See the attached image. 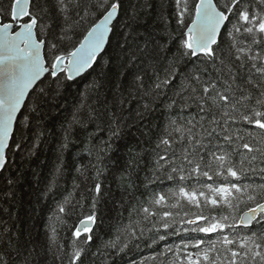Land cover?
I'll return each mask as SVG.
<instances>
[{
    "label": "snow or ice",
    "instance_id": "snow-or-ice-1",
    "mask_svg": "<svg viewBox=\"0 0 264 264\" xmlns=\"http://www.w3.org/2000/svg\"><path fill=\"white\" fill-rule=\"evenodd\" d=\"M124 5L125 0H0V170L7 165V151L22 147L17 136L27 138L47 89L94 71L111 43L110 34L124 35L116 32ZM147 6L131 5V19ZM173 10L181 31L170 58L161 55L170 50L167 42L151 51L147 41L141 47L126 38L118 46L125 52V79L131 76L128 87L135 90L129 95L142 101L139 119L158 103L170 112L195 110L188 119H170L153 149L149 183L165 179L176 187L167 195L153 193L134 208L135 218L130 213L129 223L104 247L121 253L146 234L157 244L180 232L202 233L181 239L174 248L166 246L164 264H264V182L244 183L255 175L264 181V0H173ZM160 19L167 32L169 21L163 15ZM84 24L88 26L79 32ZM77 34L82 38L72 43ZM141 57L152 63L138 71L128 68ZM126 103L121 92L103 113L89 109L84 118L74 113L62 147H68L76 126L87 129L93 123L104 131L98 121L106 119L108 139L99 146V160L101 152L111 150L112 140L131 127L122 115ZM121 179L130 181V174ZM188 181L198 187L190 188ZM94 192L89 214L72 232L69 264H83L82 245L94 243L99 182ZM242 203L254 206L238 214ZM185 204L198 211L177 220L180 211L170 209ZM7 240L10 246L11 237ZM0 264L9 262L0 257Z\"/></svg>",
    "mask_w": 264,
    "mask_h": 264
},
{
    "label": "trees",
    "instance_id": "trees-1",
    "mask_svg": "<svg viewBox=\"0 0 264 264\" xmlns=\"http://www.w3.org/2000/svg\"><path fill=\"white\" fill-rule=\"evenodd\" d=\"M145 4L148 6L132 20L131 5ZM124 8L116 29L117 33L124 35H111V43L99 57L94 71L90 70L76 81L65 82L59 88L55 84L48 88L47 94L40 98L39 112L32 114L34 119L27 138L21 141L17 136L22 147H12L8 151L7 165L0 173V236L4 237L0 241V248H3L0 257L9 264H25L26 261L27 264H69L72 232L89 214L97 182L101 184L97 205L98 227H95L94 243L82 245L86 249L83 264H164L166 246L174 248L181 239L204 236L202 233L180 232L152 244L146 234L145 239L130 242L121 253L104 247L119 229L129 223V214L134 208L148 201L153 193L167 195L176 187L165 179L149 183L153 179V149L170 119H188L189 113L195 114L194 109L184 113L178 110L170 112L164 103H158L142 120L136 116V111L142 110V101L139 98L133 100L129 95L130 92L135 95V90L128 87L131 76L125 79V52L118 45L124 46L126 38L128 44L141 47L147 41L151 51L167 42L170 50L161 52V55L170 58L176 52L181 29L173 14V0H125ZM95 15L98 13L93 19ZM161 15L169 21L167 32ZM87 26L84 24L79 32ZM80 38L77 34L72 43ZM151 63L150 58L141 57L135 67L130 64L128 68L138 71ZM148 74L152 75L150 69ZM94 84L100 87L93 88ZM121 92L129 101L123 106L122 115L131 127H126L119 139L112 140L111 150L101 152V158L97 159L101 142L108 139L106 119L98 121L104 131H98L93 123H89L87 129L76 126L68 147H62L65 129L74 113L81 112L82 118L89 109L103 113L113 107L114 98ZM117 111L119 114V109ZM97 169L101 170L99 176ZM125 174H130V181L121 179ZM262 182L259 175L244 181ZM187 184L190 188L198 187L194 181ZM61 206L65 208L63 213L59 211ZM248 206L254 204L242 203L238 214L246 211ZM170 210L180 211L177 220L192 218L191 213L198 211L186 204L182 209ZM208 211L205 209V214ZM185 212L189 213L187 217H184ZM9 236L12 239L10 246ZM210 236L214 238L215 234ZM187 251L194 252L195 249ZM168 259H171V254H168Z\"/></svg>",
    "mask_w": 264,
    "mask_h": 264
},
{
    "label": "water",
    "instance_id": "water-1",
    "mask_svg": "<svg viewBox=\"0 0 264 264\" xmlns=\"http://www.w3.org/2000/svg\"><path fill=\"white\" fill-rule=\"evenodd\" d=\"M14 27H15V25H14ZM17 30H19V29L17 28ZM110 36H111V34H110ZM107 47H108V45H106V46H105V48H106V49H107ZM103 54H104V53H102V54H101V56H102ZM98 59H99V57H98ZM89 71H90V70H89ZM89 71H88V72H89ZM88 72H87V73H88ZM87 73H85V74H87ZM85 74H82V76H81V77H83ZM81 77H77V78H75V80H74V81H76V80L80 79ZM7 154H8V151H7ZM2 171H3V170H0V173H1Z\"/></svg>",
    "mask_w": 264,
    "mask_h": 264
}]
</instances>
